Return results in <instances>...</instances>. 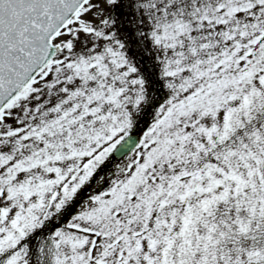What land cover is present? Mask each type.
<instances>
[{"label":"snow or ice","instance_id":"6c2138e0","mask_svg":"<svg viewBox=\"0 0 264 264\" xmlns=\"http://www.w3.org/2000/svg\"><path fill=\"white\" fill-rule=\"evenodd\" d=\"M0 264H264V0H0Z\"/></svg>","mask_w":264,"mask_h":264}]
</instances>
